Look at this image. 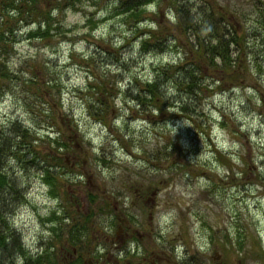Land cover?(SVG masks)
<instances>
[{"label": "rangeland", "instance_id": "374dc122", "mask_svg": "<svg viewBox=\"0 0 264 264\" xmlns=\"http://www.w3.org/2000/svg\"><path fill=\"white\" fill-rule=\"evenodd\" d=\"M112 1H76V8L59 14L61 32L50 40L27 39L23 28L18 34L7 61L15 77L0 94V122H20L35 131L33 145L42 152L49 146L45 133L61 129L71 150L59 155L67 168L56 169L62 186L56 199L36 168L6 161L25 189L11 217L13 227L31 252L51 241L64 253L71 247L65 240L74 218L93 212L92 228L84 234L90 241L80 236L82 246L87 242L84 264H182L189 256L198 264H264V251L253 243L258 240L264 250V71L256 75L250 65V71L240 70L248 87L235 95L207 93L202 100L207 119L201 117L194 131L180 118L147 117L113 91L127 88L132 77H148L152 64L166 63L173 52L140 58L130 25L115 14ZM167 1L146 7L151 27L172 24ZM211 2L258 31L247 57L252 64L262 61L260 4ZM177 41L185 50L184 37ZM101 80L110 90L106 125L88 115L96 95L88 84ZM71 119L76 133L67 125ZM108 208L110 213L101 211ZM52 212L59 225L46 220ZM53 225L61 238H55ZM226 245L233 248L226 251Z\"/></svg>", "mask_w": 264, "mask_h": 264}, {"label": "trees", "instance_id": "16d2710c", "mask_svg": "<svg viewBox=\"0 0 264 264\" xmlns=\"http://www.w3.org/2000/svg\"><path fill=\"white\" fill-rule=\"evenodd\" d=\"M76 1L79 0H0V94L15 77L7 61L14 53L13 47L22 28L27 39L50 40L52 34L61 32L59 14L67 7L76 8ZM154 1L113 0L111 4H114L115 14L122 16V22L130 25L140 58L166 52H173V56L166 63L152 64V72L148 77H132L127 88H116L113 95H125L126 102L143 110L147 117L169 115L171 118H182L187 124L193 125L194 129H191L194 131L198 120H202L201 117H206L209 112L202 101L207 93L224 95L232 92L235 95V91L244 90L248 85L242 81L239 71H250L249 65L254 66L251 70L256 75L263 74L264 56L262 61L254 64L247 57L252 49L249 47L250 38L254 39L259 33L244 26L239 15L236 18L230 11H218L220 7L213 6L211 0H168L167 13L170 15L168 18L173 20L172 24H157L153 28V23L146 16V7ZM256 1L260 4L258 11L261 13V26L264 30V0ZM181 36L186 40L185 50L181 49L177 41ZM88 86L96 90L93 101L88 104L91 112L88 115L95 122L105 124L109 107V100L106 99L110 96L107 82L101 80L99 83H89ZM93 105L104 112L94 113L96 107ZM67 125L73 132H78L73 120ZM35 134V131H30L20 122L12 121L7 126H2L0 122V264H84L85 255L82 250L87 242L82 246L80 236H87L90 241L89 234H84L92 228L93 219L90 216H94L93 212L74 218L73 226L68 231V240H65L72 248L65 249L64 253L54 249L56 245L51 241L43 249L31 252L22 241L20 229L13 227L11 217L14 208L24 200L25 189L17 181L18 177L12 174L14 168L10 166V169L6 161L13 160L20 165L24 164L25 168H36L43 184L48 187V194L54 199L62 189L59 171L56 169L67 168L65 160L59 155L61 152L69 153L71 144L61 129L52 135L45 133L49 146L44 152L33 145L38 139ZM214 149L215 155L221 157L219 151ZM53 152L55 155L51 154ZM101 211L110 213L111 209ZM66 213L65 220L70 216V211ZM56 218L52 212L46 220H52L55 224ZM113 223H117L115 218ZM56 230L53 225L51 231L55 238H59L60 234ZM258 242L255 240L253 243L263 253ZM236 244L235 254L240 256L239 250L243 249L240 238ZM229 247L232 246L226 245L224 248L227 251ZM68 255L74 256V259ZM95 256L98 254H89L90 258L95 259ZM178 263L198 264L193 256L183 257Z\"/></svg>", "mask_w": 264, "mask_h": 264}]
</instances>
